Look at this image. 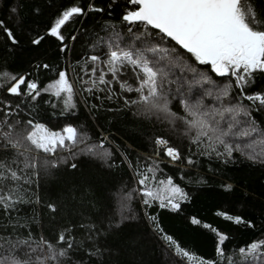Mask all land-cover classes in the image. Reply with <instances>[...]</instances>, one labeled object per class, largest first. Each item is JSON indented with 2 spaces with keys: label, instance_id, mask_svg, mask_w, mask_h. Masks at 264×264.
I'll list each match as a JSON object with an SVG mask.
<instances>
[{
  "label": "snow or ice",
  "instance_id": "6c2138e0",
  "mask_svg": "<svg viewBox=\"0 0 264 264\" xmlns=\"http://www.w3.org/2000/svg\"><path fill=\"white\" fill-rule=\"evenodd\" d=\"M0 13V264H144L148 243L159 264H264V205L259 225L216 213L248 234L238 244L203 223L212 259L158 214L183 211L189 185L246 192L229 166L264 169V0H0Z\"/></svg>",
  "mask_w": 264,
  "mask_h": 264
},
{
  "label": "trees",
  "instance_id": "16d2710c",
  "mask_svg": "<svg viewBox=\"0 0 264 264\" xmlns=\"http://www.w3.org/2000/svg\"><path fill=\"white\" fill-rule=\"evenodd\" d=\"M64 2L66 0H57V5L59 6ZM2 17L3 13H0V18ZM46 19L47 17H44L40 22L43 23ZM43 50H48V46L45 45ZM29 55L31 54L26 53L18 57V63L22 65ZM228 170L233 174L246 177L242 181L246 192L238 190L229 196L220 193L218 189L197 188L194 185H189L186 190L190 192L192 200L183 205V211L170 213L166 210H160L158 213L165 230L172 234L181 246L186 247L197 257L205 259L214 257V234L204 229L203 223H209L213 227L229 233L233 237L232 244H238L248 239V234L242 227L238 228L225 221L223 217L217 216L218 211L241 214L245 217L254 218L258 225L260 223L261 205H264V169L249 167L247 163H238L235 166H229ZM193 216L200 219L202 224L192 225L191 218ZM130 231H135V228L130 229ZM154 247L155 245L152 243L146 244L143 254L144 264H159L160 256L158 252L153 253ZM129 258L140 259L138 255Z\"/></svg>",
  "mask_w": 264,
  "mask_h": 264
}]
</instances>
